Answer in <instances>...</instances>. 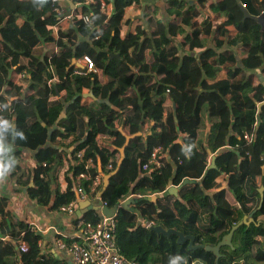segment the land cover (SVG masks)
Listing matches in <instances>:
<instances>
[{"label":"trees","instance_id":"1","mask_svg":"<svg viewBox=\"0 0 264 264\" xmlns=\"http://www.w3.org/2000/svg\"><path fill=\"white\" fill-rule=\"evenodd\" d=\"M107 2L111 12L102 9V0L75 8L59 0H0V120L10 125L0 143L3 159L13 164L6 175L20 182L21 157L48 146L25 181L31 198L58 211L77 198L79 174L90 176L88 191L101 176L102 200L110 208L120 205L117 243L137 264H168L176 255L187 264H264V25L245 19L237 0ZM241 2L251 14H264V0ZM206 8L213 13L204 14ZM67 15L71 23L62 29L59 19ZM86 55L96 69L78 74L86 69ZM81 88L93 92L89 103L82 102ZM206 119L209 134L201 144ZM138 132L143 134L131 139L112 175L107 166L117 167L125 134ZM157 146L163 168L143 171ZM208 150L216 167H209ZM185 179L195 182L183 184ZM171 180L180 186L178 194L168 192ZM129 197L134 201L123 205ZM238 209L258 216L235 231L232 245L222 246L219 262L212 251L189 249V241L181 245L177 235L147 227L153 222L194 236L196 245L216 246L220 231L229 233L242 221ZM0 212V264H69L43 252L41 234L14 221L1 197ZM99 218L89 210L75 222Z\"/></svg>","mask_w":264,"mask_h":264},{"label":"built area","instance_id":"2","mask_svg":"<svg viewBox=\"0 0 264 264\" xmlns=\"http://www.w3.org/2000/svg\"><path fill=\"white\" fill-rule=\"evenodd\" d=\"M91 0H77V6H83L90 4ZM113 5L111 2H107V0H102V9L106 12H111ZM86 21L88 20V16L85 17ZM86 69L85 71L76 72L78 74H85L91 72L96 69V65L94 60L86 55L82 59ZM4 103L0 100V114L3 112ZM11 102H6V104H10ZM255 131L252 133L254 137ZM102 138H107V136H102ZM246 139H249L250 136L246 135ZM163 148L162 146H157L153 149L151 157L148 162L143 164L142 170L146 171L150 168V166H154L155 169L161 170L163 168V162L161 161ZM77 156L79 158H83L84 152H78ZM92 164V159H89L86 163L89 168ZM45 165V163H44ZM115 164L111 162L107 169L111 172L116 168ZM114 169V170H113ZM90 179V176L86 173H81L77 176L75 180V192L77 194V198L70 202L67 205H64L60 208L59 211H66L70 214H75L77 209L79 208V204L85 200L98 199L100 201L101 207L107 206V203L102 200L100 193L102 190H98V187H104V182L101 176H97L92 186H90V190L84 187V181ZM87 189V190H86ZM120 208V205L117 206L113 215H105L102 211L100 218L96 221H90L85 219H78L75 222V227L78 232V236L71 240L70 242H66L63 239L57 241V247L61 250L68 251L74 260L75 264H137L136 261L128 259L121 251L120 246L117 243L115 232L117 228V213ZM2 221V214L0 212V223ZM35 228L39 225L36 223H32ZM155 224L153 222L147 223V227H153ZM41 246V242H40ZM20 251H26L28 249V245L26 242L19 243Z\"/></svg>","mask_w":264,"mask_h":264},{"label":"crops","instance_id":"3","mask_svg":"<svg viewBox=\"0 0 264 264\" xmlns=\"http://www.w3.org/2000/svg\"><path fill=\"white\" fill-rule=\"evenodd\" d=\"M59 1L62 4L70 3L68 0ZM76 2L77 0L75 1V4L70 3L72 5V8H75L77 6ZM212 13L213 12L210 8H206L204 10V14L211 15ZM71 19L72 18L70 15L60 17L59 22L61 23L59 25H61V28L63 29V25L68 26L71 23ZM133 19L134 21L131 23L129 29L134 32L136 30V25L138 21L137 16H134ZM203 41L205 46L210 44L209 39L207 41L206 38H203ZM221 77H225V75L222 73ZM77 92L82 94V102L84 103H89L93 99V97L90 96V89L81 88L78 89ZM203 128L205 130L204 138L206 142L209 134L208 119L205 120V126ZM203 128L200 130L199 133V142H201L202 139ZM148 131L149 124H146L144 126V132ZM46 147L48 146H45L43 148ZM41 149L35 152L28 151L25 153V155L21 157L20 165L24 172V175L20 182L17 180V178L12 175H6L2 180H0V197L8 200V206L10 211L12 212V219L14 221H23L31 226H34L32 224L33 222L39 225L35 229L42 236L40 242L43 252H52L56 257L66 260L69 264H75L72 255L68 251L64 249L61 250L57 247V241L63 239L66 242H70L78 236V232L75 227V220L78 216V209L75 214H70L66 211L62 212L58 210H51L47 206L38 204L36 199H33L28 195V185L25 180L32 173V168L36 163L37 154ZM208 152L210 154L209 164L211 166L215 155L212 154L210 150H208ZM65 155L69 156L68 152H65ZM99 169H101V167ZM31 183H33V180H31L30 182V185L32 186L33 184ZM171 184L172 180L169 182V186ZM90 201L95 206L100 205V201L98 199L92 198V200ZM260 239H262V237H260ZM4 240L10 241V238L5 237ZM11 241L15 244L16 247V240Z\"/></svg>","mask_w":264,"mask_h":264},{"label":"water","instance_id":"4","mask_svg":"<svg viewBox=\"0 0 264 264\" xmlns=\"http://www.w3.org/2000/svg\"><path fill=\"white\" fill-rule=\"evenodd\" d=\"M68 1L70 3H73V1L71 2V0H68ZM237 2H238L239 6L241 7V9H242V11L244 13V18L245 19L246 18H252V19H255V20L259 21L260 23H262L264 25V14H261L259 16L253 15V14H251L249 12L247 7L241 2V0H237ZM116 56L119 57L118 54H116ZM90 96H92V97L94 96L92 91L90 92ZM142 134H143L142 132H138L137 134H133V135L125 134L126 135V142L121 148H119L121 156H120V159H119V161L117 163V168L114 171H112L113 172L112 175L116 174L120 170V167L122 166L123 160L125 158L126 146L130 143L131 139L134 138L137 135H142ZM215 159H216V156H214L213 163L209 167H216ZM108 177H109V175H107L105 177V185L108 184ZM189 182H195V180L185 179L183 184H187ZM31 184H33V183H31ZM179 189H180V186L176 187L175 185L171 184L169 186V188H168V192L173 193V194H178ZM261 193H262V197H263V189H261ZM157 197H158V195H155L152 198L155 199ZM133 201H134V198L133 197H129L127 200L123 201L122 204L123 205H128L129 203H131ZM116 208L117 207L110 208L108 206L101 207V205L95 206V205L92 204V202L90 200H85V201L80 202L79 208H78V211H77V215L80 217L84 213L88 212L89 210H95V211H97L99 213V215H101L102 211H103V213L105 215L109 216V215H113L114 214ZM255 213H256V210L252 211L249 215L245 216L242 219V221H240L238 224L234 225L232 227V229L229 231V233L226 234L216 246H212V245H196L194 236L185 235L183 232L178 231V230H176L174 228L165 229L161 225H155V226H153L151 228H152L153 231H155V232H157L159 234H165L168 237H171L172 235H177L178 236L177 242L179 244H181V245L185 244V243H187L189 241V249L194 250V249H198V248H205L208 251H212L217 256L216 262H219V260H220V258L222 256V253H221L222 246L232 245V239H233V236L235 234V231L242 224L245 223L247 225H250L251 222L255 221V218H254Z\"/></svg>","mask_w":264,"mask_h":264},{"label":"clouds","instance_id":"5","mask_svg":"<svg viewBox=\"0 0 264 264\" xmlns=\"http://www.w3.org/2000/svg\"><path fill=\"white\" fill-rule=\"evenodd\" d=\"M10 127L8 121L0 120V132L3 130H7ZM21 139H25L24 133L20 132L17 133ZM0 140H2V135H0ZM185 156L190 157L189 152H191V147H186L182 150ZM5 152V148L2 143H0V180H2L7 173H9L13 167L11 159L8 161H5L3 159V154ZM184 260L185 264H187V261L185 257L176 255L173 257H170L168 264H181V261Z\"/></svg>","mask_w":264,"mask_h":264},{"label":"rangeland","instance_id":"6","mask_svg":"<svg viewBox=\"0 0 264 264\" xmlns=\"http://www.w3.org/2000/svg\"><path fill=\"white\" fill-rule=\"evenodd\" d=\"M143 1L145 2V1H148V0H143ZM204 41H205V40H204ZM207 41H208V39H207ZM204 135H205V130H204V128H203L201 144H205V138H204ZM15 211H16V210H15ZM237 214L239 215L238 217L241 218V219H243L245 216H247V215H246L241 209H238V210H237ZM255 215L258 216V213H257V214L255 213ZM226 234H228V232H227L226 230H222V231H220V232L218 233V236H219V237H224ZM262 240H263V242H264V237H262Z\"/></svg>","mask_w":264,"mask_h":264}]
</instances>
